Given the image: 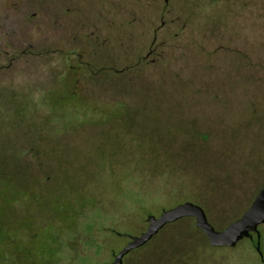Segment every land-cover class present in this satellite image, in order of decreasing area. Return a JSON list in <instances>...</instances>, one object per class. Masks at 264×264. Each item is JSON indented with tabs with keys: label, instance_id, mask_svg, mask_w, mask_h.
<instances>
[{
	"label": "rangeland",
	"instance_id": "rangeland-1",
	"mask_svg": "<svg viewBox=\"0 0 264 264\" xmlns=\"http://www.w3.org/2000/svg\"><path fill=\"white\" fill-rule=\"evenodd\" d=\"M264 185V0H0V264H109L183 201L222 229ZM194 218L122 264H264V223Z\"/></svg>",
	"mask_w": 264,
	"mask_h": 264
},
{
	"label": "water",
	"instance_id": "water-1",
	"mask_svg": "<svg viewBox=\"0 0 264 264\" xmlns=\"http://www.w3.org/2000/svg\"><path fill=\"white\" fill-rule=\"evenodd\" d=\"M193 217L194 224L202 230L212 246H235L243 238L256 236L255 249L262 257L259 226L264 223V185L255 194L243 213L222 229H216L207 219L204 209L192 202L183 201L162 211L156 216L148 214L146 229L138 235H128V241L114 254L109 264H122L123 257L131 250L144 245L166 224L183 217Z\"/></svg>",
	"mask_w": 264,
	"mask_h": 264
},
{
	"label": "trees",
	"instance_id": "trees-1",
	"mask_svg": "<svg viewBox=\"0 0 264 264\" xmlns=\"http://www.w3.org/2000/svg\"><path fill=\"white\" fill-rule=\"evenodd\" d=\"M2 237V235H0V238Z\"/></svg>",
	"mask_w": 264,
	"mask_h": 264
},
{
	"label": "flooded vegetation",
	"instance_id": "flooded-vegetation-1",
	"mask_svg": "<svg viewBox=\"0 0 264 264\" xmlns=\"http://www.w3.org/2000/svg\"><path fill=\"white\" fill-rule=\"evenodd\" d=\"M252 237H253V235H252ZM252 237H251V238H252Z\"/></svg>",
	"mask_w": 264,
	"mask_h": 264
}]
</instances>
